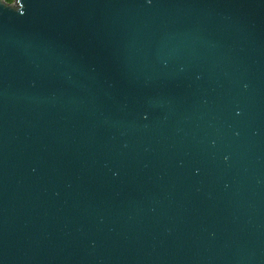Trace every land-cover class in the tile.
Here are the masks:
<instances>
[{
  "label": "water",
  "instance_id": "1",
  "mask_svg": "<svg viewBox=\"0 0 264 264\" xmlns=\"http://www.w3.org/2000/svg\"><path fill=\"white\" fill-rule=\"evenodd\" d=\"M0 264H264V0H0Z\"/></svg>",
  "mask_w": 264,
  "mask_h": 264
},
{
  "label": "trees",
  "instance_id": "2",
  "mask_svg": "<svg viewBox=\"0 0 264 264\" xmlns=\"http://www.w3.org/2000/svg\"><path fill=\"white\" fill-rule=\"evenodd\" d=\"M5 2H7V3H12L13 2V0H4Z\"/></svg>",
  "mask_w": 264,
  "mask_h": 264
}]
</instances>
